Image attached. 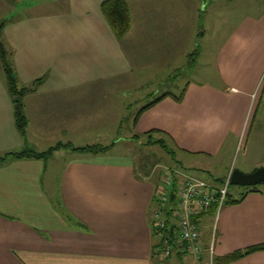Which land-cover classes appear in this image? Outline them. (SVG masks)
Returning <instances> with one entry per match:
<instances>
[{
  "label": "crops",
  "instance_id": "0c3cea01",
  "mask_svg": "<svg viewBox=\"0 0 264 264\" xmlns=\"http://www.w3.org/2000/svg\"><path fill=\"white\" fill-rule=\"evenodd\" d=\"M103 1L0 0L1 41L19 85L43 78L24 99L29 121L24 140L0 61V157L25 148L46 152L58 144L80 148L90 139L91 145H113L99 155L62 148L47 159L0 163V264H213L210 215L198 222L201 256L175 249L162 259L152 214L155 182L136 158L115 149L126 145L120 129L129 121L131 139L160 130L179 151L211 158L231 137L241 136L254 107V121L260 122L264 13L246 14L230 30L217 55L220 85L191 82L182 102L164 98L134 125L138 112L130 120L116 93L127 89L138 71L158 73L164 67L170 74L176 59L186 61L181 43L188 0H125L132 24L122 40L102 14ZM252 167H264V160ZM215 235L213 258L264 244V193L226 204ZM232 264H264V251Z\"/></svg>",
  "mask_w": 264,
  "mask_h": 264
},
{
  "label": "rangeland",
  "instance_id": "374dc122",
  "mask_svg": "<svg viewBox=\"0 0 264 264\" xmlns=\"http://www.w3.org/2000/svg\"><path fill=\"white\" fill-rule=\"evenodd\" d=\"M187 4V26L185 39L181 46L188 54L199 48L200 55L190 68L188 57L186 61L176 59L175 65L168 70L170 74L167 73V70L163 72L164 67H159L160 72L158 73L151 69L134 73L133 82H129V87L116 93V97L126 104L124 113L126 116H131L130 120L134 118V114L141 110L142 106L152 103L165 93L180 95L191 82L220 85V81L217 79V55L230 30L246 14L259 16L264 13V0H188ZM202 30H204V35H200ZM169 79L170 81H168ZM168 82L169 86H166ZM261 87H263V83ZM262 100L260 122L259 120L254 121L257 108L254 107L251 109L241 136L231 137L226 148L224 147V150L216 157L192 156L178 150L179 152H176L177 160H181L183 163L180 168V165L174 162L160 147H146L142 144L146 140L138 142L131 139L129 121L123 122L120 129V138L126 140V145L117 147L115 153H126L136 158L138 167L142 168V172H149V176L152 177L155 185L158 184V187L164 176L161 171L167 170L175 172L178 181L183 180L185 176H193L210 183L224 178L235 170L252 173L257 168L252 167V163L255 164L256 160H264V147L261 148L257 141L259 123L264 120V94ZM258 136L261 137L260 134ZM92 140L94 139H90L87 144L95 143ZM261 142L264 144V140ZM159 179L160 184L158 183ZM258 188L264 191L263 184L258 185ZM240 191L244 192L246 188L232 185L229 187V193L234 197Z\"/></svg>",
  "mask_w": 264,
  "mask_h": 264
},
{
  "label": "trees",
  "instance_id": "16d2710c",
  "mask_svg": "<svg viewBox=\"0 0 264 264\" xmlns=\"http://www.w3.org/2000/svg\"><path fill=\"white\" fill-rule=\"evenodd\" d=\"M101 11H102V14L104 15V17L106 18L112 32L115 35V37L118 40L124 39V37L129 32V30L131 28V24H132L130 9H129L126 1L125 0H104L101 4ZM2 26H3V24L0 26V61L2 63V67L4 70V75L6 78L8 92L12 98V103H13V108H14L15 125H16V128H17L20 136L24 140H26L29 121H28V117H27L26 112H25L24 99L28 93L33 92L35 90V85L40 83L43 80V78L36 80L33 83V85L29 86V87H26V86L21 87L19 85L18 79H17L16 75H14L13 68L9 62L8 51L5 49V47L1 41ZM199 55H200V49L199 48L196 49L195 51H193V53H190L188 55V66H189V68L191 66H193L194 63H196ZM263 87H264V78H263ZM185 94H186V89H184L180 95H174L171 93H166L163 96L155 99L154 102L150 103L149 105L142 108L138 112V114L135 116V119H134V125H136L139 116L143 112L152 108L155 104L160 102L162 99L170 96L176 102L180 103L183 101ZM132 139H134L138 142H140V141L142 142V140H146L145 143L142 142L143 146H146V147H151V146L160 147L161 149H163L165 151V153L172 160H174V162H176L178 165H180V168H182V166H183L182 161L177 160V153L176 152L178 151V149L174 145L172 139L165 132H162L160 130H153V131H150L148 133H145L144 135L135 134L132 137ZM170 144H173L174 146L170 145ZM112 147H113V145H111V146H103V145H91L90 146L89 145V146L79 148V147H74L72 144H64V145L58 144L55 147L50 148L46 152H41V153L36 152L30 148H25L24 150H22L20 152H9V153L3 155L2 157H0V163L6 161L8 159H47L55 151H58L62 148L67 149V150H72L73 152H78V153H82V154L99 155V154H103V153L108 152ZM161 172H163V171H161ZM143 173L149 176V172L144 171ZM173 176H174L173 187H171L172 191L170 193V199H169L168 206L166 209V214H167L168 218H172V213H173V210L176 209V203H177V200L175 197V195H176L175 187H176V183L178 180L175 177L174 173H173ZM225 181H226V178L225 179H218V180H215V182H213L211 184H215V185L220 186ZM158 183L160 184V179H159ZM157 187H158V184L155 185V195H154L155 203L157 202L156 201L157 200L156 199L157 198V189H158ZM246 191H247V193H252V192H263L264 193V191L259 189L258 186L246 188ZM246 194H243L239 200H232V198H230V199H228L226 204L239 203V202H241V200L244 198V196ZM229 197H231V195ZM213 212H214V209L212 208V210H210L209 215L212 216ZM200 217L201 216H198L194 219L197 224L199 222ZM171 223L172 222L170 221L169 222L170 229H168L167 231L170 233V235L173 238L174 234L176 232L175 229L177 228V226L173 225ZM174 224H176V223H174ZM198 226H199V224H198ZM176 238H177V236H176ZM262 251H264V244L249 247V248L242 250V251H236L234 253H231V254L223 256V257H218V258L214 257L213 258V264H232V263H234V262H236V261H238L244 257L250 256L254 253L262 252Z\"/></svg>",
  "mask_w": 264,
  "mask_h": 264
},
{
  "label": "built area",
  "instance_id": "2783aa9c",
  "mask_svg": "<svg viewBox=\"0 0 264 264\" xmlns=\"http://www.w3.org/2000/svg\"><path fill=\"white\" fill-rule=\"evenodd\" d=\"M162 173L164 176L161 185L157 187V202L152 210L155 237L159 241L160 256L166 262L175 249H180L185 254L201 256L203 253L202 230L194 219L198 216L209 215L210 210L213 208L214 229L208 247L210 257L213 259L216 245L215 230L220 213L230 196L231 174L220 186L193 176H185L183 180L177 181L175 187L176 209L173 210L172 218H168L166 209L172 191L171 187H173L174 176L172 171L169 170ZM170 221L177 224L178 240H174L167 231L170 229Z\"/></svg>",
  "mask_w": 264,
  "mask_h": 264
},
{
  "label": "water",
  "instance_id": "95a60500",
  "mask_svg": "<svg viewBox=\"0 0 264 264\" xmlns=\"http://www.w3.org/2000/svg\"><path fill=\"white\" fill-rule=\"evenodd\" d=\"M264 185V167L255 170L252 173H243L235 170L230 175V185L239 187H256Z\"/></svg>",
  "mask_w": 264,
  "mask_h": 264
}]
</instances>
